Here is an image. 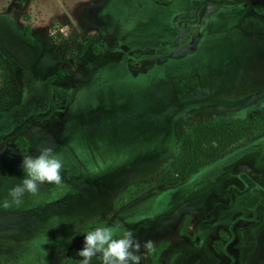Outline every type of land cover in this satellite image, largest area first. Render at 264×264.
Returning <instances> with one entry per match:
<instances>
[{"label": "rangeland", "instance_id": "374dc122", "mask_svg": "<svg viewBox=\"0 0 264 264\" xmlns=\"http://www.w3.org/2000/svg\"><path fill=\"white\" fill-rule=\"evenodd\" d=\"M103 1L0 0L6 55L29 61L40 48L39 60L32 62L37 78L30 71L29 80L22 65L9 59L17 100L0 114V202L11 201L9 190L24 177L23 156L51 147L63 162L60 185L42 184L36 195L25 193L19 206L0 207V264H62L82 248L87 224L100 221L119 225L120 232L133 231L141 245L140 264H149V249L163 242L160 264H264V219L250 222V209L257 206L264 214V154L256 150L212 170L213 181L157 184L121 208L114 206L129 185L157 179L193 122L264 114V76L252 80L246 75L255 62L251 54L264 49V18L243 20L236 9L242 1V14L245 2L253 0H231L237 1L231 6L223 0L195 14L193 6L200 3L192 0L190 8L171 17V8L183 0L110 2L106 10L125 21L121 30L126 27L138 38L132 47L170 37L166 44L171 47L162 55L158 46H120L119 31L105 36V23L93 19L105 7ZM257 1L254 9L262 12L264 0ZM221 12H230L247 32L236 35L233 45L220 29L198 59L172 60L192 53L198 42L203 45V35ZM25 27L39 44L22 38H27ZM101 35V42L90 41ZM95 43L101 54L94 52ZM124 56L128 60H121ZM96 74L103 79L85 91ZM49 100L59 106L49 110ZM19 134L29 141L26 152L12 139ZM217 240L220 251L214 248ZM146 241L151 245L146 247ZM92 264H100L99 259Z\"/></svg>", "mask_w": 264, "mask_h": 264}, {"label": "trees", "instance_id": "16d2710c", "mask_svg": "<svg viewBox=\"0 0 264 264\" xmlns=\"http://www.w3.org/2000/svg\"><path fill=\"white\" fill-rule=\"evenodd\" d=\"M231 17L232 16H229V13L221 12L207 28L202 39L203 42H209L214 34L221 32L220 29L224 30V26L230 24L228 22L233 19ZM236 20L237 18L233 19L232 22L234 25H229L230 27L227 28L226 32H223L229 35V38H231L230 40L232 41L231 44L234 43V39L236 38V35H238V29L236 27L238 24ZM218 26L221 27L218 29ZM22 31L26 37H29L31 34L29 27L23 28ZM24 39L26 42H29L27 38ZM94 40L99 42L97 39H92L90 41ZM101 49V45L98 47L97 43L94 44L95 53L101 52ZM9 59L12 60V56L6 55L4 52V46L0 42V114L2 115L4 112L12 109L14 107L13 104L17 100L16 92L15 90H11L12 87L8 78ZM113 64L118 67L117 69L120 70V68H125L127 71L124 63H116L114 61ZM99 76L100 75L98 74L93 76L91 81L87 83L85 91H88L91 86L95 85L98 79H103ZM50 89H53L52 85L47 87V91ZM263 117L264 114H258L244 118L236 117L228 119L217 115L200 122H193L178 138L177 153L172 161L166 165L165 169L160 173L157 179L152 182L137 181L129 185L125 191L120 194L119 199L114 206L116 209L121 208L125 203L130 202L147 191L155 188L157 184L167 185L183 182L185 179L190 178V176L195 175L201 169L218 162L222 157L227 155V153L234 151L236 147L241 145L252 135L261 133L264 130L262 121ZM12 139L18 148L22 149L23 152L27 151L29 141L25 136L19 134ZM95 226L104 227L105 222L100 221L87 224L85 228L86 233L87 231L93 230V227ZM166 245L167 244L163 242L158 246L149 249V264H160L159 258L161 253L165 250ZM214 248L217 251H220V248H222L219 240L214 242ZM82 259L83 258L80 257L77 252L65 257L62 264H81Z\"/></svg>", "mask_w": 264, "mask_h": 264}, {"label": "flooded vegetation", "instance_id": "af4514ba", "mask_svg": "<svg viewBox=\"0 0 264 264\" xmlns=\"http://www.w3.org/2000/svg\"><path fill=\"white\" fill-rule=\"evenodd\" d=\"M112 1H114V2L115 1H118L119 3H121V5H122V2H123L122 0H110V1L104 0L103 1V6H105V7L102 6L103 8H101L98 12H96V13L93 14V19H94V22H96V24H97V22H98L99 25H100V22L101 23L102 22L105 23V27L102 29L104 31V33L106 34L105 36L113 35L114 31L116 30V31H119L121 33L120 34V37H119V40H118V43L121 44L120 46H124V45L125 46H130L133 50H139L140 48L141 49H145V48L152 47V46H158L159 48H156V50H157V52H161L160 53L161 55L164 54V52H168V49L171 47V46H169V45L166 44V42L170 38L168 36H167V38L165 40L162 39V42L160 41L159 44H157V43L154 44V45L150 44V45H148L146 47V44H144V43L142 44V42L140 44V41H139L138 44H140L139 45L140 48H138V47H135V48L132 47L131 46V43L132 42H136L135 40L132 41V39H137L138 40V38H137V36L135 34L134 35L131 34L126 27L122 31L120 27L122 26V23L125 24V21H121L120 19L113 18L112 15H111V9L106 10V7L109 6L110 2H112ZM176 1H179V0H175V1H173V3L176 2ZM191 1L192 0H183L182 3H177V5L175 4L174 5V8H171V12H170L169 16L171 17V15L174 12H178L180 10L182 11L183 10V7L190 8L192 6V4L190 5V2ZM193 1H197V2L200 3L199 6H197V7H194L193 6V9L192 10H193V12L195 14L197 11H200L203 8V6L208 5V4L217 6V5H220L223 0H193ZM235 2H237V1H235ZM235 2H233L231 0H227V3L226 4H229L231 6V5H234ZM241 2L242 1H239V4L237 5V6H240V7H236L237 11L239 10V12L242 9L241 8V5H240ZM257 2H258L257 0H253L252 2L251 1L250 2H245L246 8H244V10H242L243 11L242 14H240L241 12L240 13L237 12L238 15H240L243 20L246 19V18H258V17H263L264 18V10L262 12H258L259 10L254 9V5ZM236 9H234L233 11H236ZM228 13H230V12H228ZM232 13H234V12H232ZM238 15H234V16H238ZM109 16H111L112 19L109 18ZM236 27L238 29V32H237L238 35H237V37H239V34L243 35L244 32L245 33L247 32V31H243L242 27H240V24L237 25ZM227 28H228V25H225L224 26V32H226ZM171 32H173V31H171ZM101 34H102V32H101ZM102 35L99 36L98 38H94V39H97V40H99L101 42V39H103V36ZM22 38L24 39V37H22ZM27 39L29 41L27 43L30 44V45H32V46H35V45L39 44L38 41L32 39L31 34L29 35V37H27ZM87 40H89V39H87ZM86 41H85V43H86ZM169 41H171V40H169ZM87 44L88 43H86L85 45H87ZM130 47H128V48H130ZM39 49L40 48L37 46V50L34 52V53H36V55H34V56L37 57V58H35L33 56L32 57L33 60H29V61L28 60H22V61L20 60V61H18L17 59H15L13 57H12V60L14 62H17L19 66L22 65L20 68H21V70L23 69L24 70V73L26 72L27 75L30 73V71H32V72H34V74H36L35 71L33 70V66H34V63L36 62L35 60H39V58H40V56H39L40 50ZM207 49H210L209 48V44H208L207 41L203 42V45L202 44H199V42H198V43H196V45H194V50L192 51V53H190V51H189V52L185 53L183 56H180L179 58H174L172 60H176V59L196 60V59H198V57L200 55V52H201V55H203ZM179 50H181V47H179ZM245 52L248 53V51H245ZM97 54H101V53H97ZM256 54H258V55H254L253 53L251 54V57H252L251 60H254L255 62L252 64L251 70H249V71L246 72V75L248 77H250L252 80H254V79H260V78H262L264 76V66H263L264 65V62H261L262 60H264V49L258 51ZM247 55H245V57ZM75 56H77V54H75ZM56 59L57 58H55L54 60H56ZM121 60H128V58L124 56ZM249 60H250V58H249ZM33 61H34V63L32 64ZM30 63H31V66L29 65ZM60 69H61L60 67H58V68L55 69V72L52 74V77H53L52 79H55L54 76H55V74L57 72L60 71ZM63 70L64 69L62 68V70H61L62 73H63ZM37 75L38 74H36V78H37ZM57 75H59V74H57ZM260 76H262V77H260ZM31 77H32L31 75L30 76L28 75V79L29 80H31ZM48 82H49V85H52L53 86V84L49 80H48ZM238 101H242V99L241 100L239 99ZM46 102H47V105L50 108L49 110L54 109V108H57L59 106V105L57 106V104L55 102H53V100L52 101L49 100V101H46ZM235 103H231L230 105H232V104L235 105ZM222 107H224V105H222ZM254 140H252L250 143H248V141L245 142V143H242L241 146H238V147H236V149L234 151H231V152L227 153V155H225L224 157H222L221 160H219L218 162H216L214 164H211V165L205 167L204 169H201L195 175L190 176V183L197 184L200 180H209V181L211 180V181H213L215 179V177L212 176V175H210V172H212V170L217 169L218 166H219V169H223L226 164L228 166L229 165H232V164H234V162H236V161L239 160V157L240 156H242L243 154L246 155L248 152H253V151L256 150L257 152L264 154V134L261 135V133H260L259 135H257L255 137ZM254 146H256V147H254ZM2 155L3 154H1L0 156H2ZM226 172H227V169L225 168V173ZM254 190H255V188H254ZM226 193H229V191H227ZM262 202L264 203V199H263ZM250 212L253 215L252 216L253 219L250 222H253L254 223V222L260 221V219H262V218L264 219V217H263L264 214L261 213V211L257 209V206L254 207V208H252V209H250Z\"/></svg>", "mask_w": 264, "mask_h": 264}, {"label": "clouds", "instance_id": "9594fccd", "mask_svg": "<svg viewBox=\"0 0 264 264\" xmlns=\"http://www.w3.org/2000/svg\"><path fill=\"white\" fill-rule=\"evenodd\" d=\"M62 169L63 162L51 147H41L36 156H23L22 170L25 175L19 184L9 190L11 201L0 202V207L7 209L13 204L19 206L25 193L36 195L42 184L60 185ZM150 245V241L145 242L146 247ZM140 249V242L133 231L120 232L117 225L87 231L78 254L83 258L81 264H92L94 257L99 259L100 264H140Z\"/></svg>", "mask_w": 264, "mask_h": 264}, {"label": "water", "instance_id": "95a60500", "mask_svg": "<svg viewBox=\"0 0 264 264\" xmlns=\"http://www.w3.org/2000/svg\"><path fill=\"white\" fill-rule=\"evenodd\" d=\"M262 81V80H261ZM260 84V83H259Z\"/></svg>", "mask_w": 264, "mask_h": 264}]
</instances>
